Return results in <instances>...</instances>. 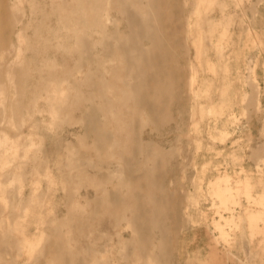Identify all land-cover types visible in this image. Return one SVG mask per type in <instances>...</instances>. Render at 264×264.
Wrapping results in <instances>:
<instances>
[{"label":"rangeland","instance_id":"1","mask_svg":"<svg viewBox=\"0 0 264 264\" xmlns=\"http://www.w3.org/2000/svg\"><path fill=\"white\" fill-rule=\"evenodd\" d=\"M0 264H264V0H0Z\"/></svg>","mask_w":264,"mask_h":264},{"label":"bare ground","instance_id":"2","mask_svg":"<svg viewBox=\"0 0 264 264\" xmlns=\"http://www.w3.org/2000/svg\"><path fill=\"white\" fill-rule=\"evenodd\" d=\"M3 1H4V0H3ZM4 9H6V7H5ZM147 100H148V99H145V103H147Z\"/></svg>","mask_w":264,"mask_h":264}]
</instances>
